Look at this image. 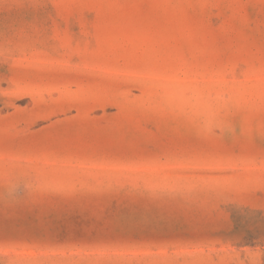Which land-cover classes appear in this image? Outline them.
I'll use <instances>...</instances> for the list:
<instances>
[{
    "label": "rangeland",
    "instance_id": "374dc122",
    "mask_svg": "<svg viewBox=\"0 0 264 264\" xmlns=\"http://www.w3.org/2000/svg\"><path fill=\"white\" fill-rule=\"evenodd\" d=\"M0 264H264V0H0Z\"/></svg>",
    "mask_w": 264,
    "mask_h": 264
}]
</instances>
